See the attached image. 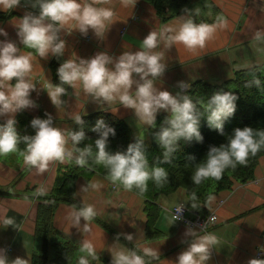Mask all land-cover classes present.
Returning a JSON list of instances; mask_svg holds the SVG:
<instances>
[{"label": "clouds", "instance_id": "9594fccd", "mask_svg": "<svg viewBox=\"0 0 264 264\" xmlns=\"http://www.w3.org/2000/svg\"><path fill=\"white\" fill-rule=\"evenodd\" d=\"M30 0H25L27 6ZM108 0H34L31 8L37 9L38 14L26 12L20 19L16 35L20 44L31 51L22 53L16 41L8 38V33L0 28V117L5 120L0 124V156H7L19 152L23 156V163L36 173L49 171L54 163H72L83 168L89 166V158L94 157L96 165L107 170V178L117 187L125 191H138L143 196L147 191L148 182L154 181L160 187L168 180V172L164 167L150 166L143 139L130 143L125 152L108 151L109 138L115 137V128L109 126L103 119H98L91 131L97 134L93 145L85 144L87 139L84 130L85 121L78 112L70 114V118L79 130H68L54 126L51 113L45 112L46 118H33L30 127L35 135H21L18 132L16 114L24 110L37 108L38 104L32 99V93L37 91L33 81V52L46 60L51 54L62 57L66 50V41L60 33L68 29L87 35L89 30L100 39L105 37L110 27L115 23L116 13L111 7L98 6ZM123 7L136 5V0H121ZM21 6V0H0V9L8 11ZM195 14H199L196 8ZM184 12H189L184 9ZM228 27V21L218 16L214 23H196L191 15L182 18L178 28L167 27L162 31L151 30L141 42L137 51H124L119 56L107 52H98L94 56L84 59L80 57L68 58L60 63L56 74L59 83L49 82L45 91L51 104L57 109L66 105L63 97L68 95L67 85L75 89L82 86L84 93L93 102L112 104L119 102L125 109H130L144 124H156L158 113H168L159 130L154 133L155 140L164 150L162 163H170L172 155L178 150L181 140L202 143L204 137L200 131L202 113L189 95L185 94L191 87L184 81L178 82L181 91L173 94L161 90L156 81L161 79L167 65L163 63L164 55L156 51L163 41L168 47L181 44L187 50L195 53L204 49L218 30ZM255 41L264 40V30L255 32ZM260 80L254 78L249 87H260ZM238 96L231 91L219 90L208 98L204 110L207 113V125L224 136V124L234 115ZM23 144V150L20 145ZM71 144V147H69ZM264 149V130L252 127L235 128L227 143L219 146L210 145L206 158L195 165L190 179L194 185L214 179L219 181L226 169H235L237 165L246 166L250 156L254 157ZM194 159V158H193ZM98 185L81 186L82 192ZM37 195L46 193L37 188ZM209 201L214 197L209 196ZM192 209H199L196 193L190 197ZM185 204L174 206L170 223L182 220ZM72 226H79L81 219L85 221L84 231H89V224L97 211L91 204L75 209L71 214ZM210 217L209 220H214ZM5 225L13 226L14 220L7 218ZM198 234L189 228L186 236L192 237L185 250L179 253L175 264H207L212 257L213 249L220 244L215 233L206 232L205 224L200 226ZM131 241L133 236L125 237ZM82 251L87 257L97 258L95 246L91 241H84ZM81 256L78 264H89L88 258ZM146 257L159 260L160 252L150 247L143 249V254L135 250L117 249L113 252L111 264H148ZM0 264H29L27 259L16 257L9 260L0 256ZM247 264H264V259L251 258Z\"/></svg>", "mask_w": 264, "mask_h": 264}, {"label": "crops", "instance_id": "0c3cea01", "mask_svg": "<svg viewBox=\"0 0 264 264\" xmlns=\"http://www.w3.org/2000/svg\"><path fill=\"white\" fill-rule=\"evenodd\" d=\"M190 1L196 0H186L179 12L166 8L165 15L172 17L163 22L155 9L143 0H136L135 7H123L121 0H108L98 5L111 7L116 13L115 23L105 37L97 38L91 30L86 36L71 28L68 29L69 34L62 31L61 38L66 41L64 58L77 56L87 59L98 52L119 56L124 51H137L151 30L159 32L167 27L178 28L181 19L188 16L184 9L191 10L188 7ZM199 1L211 3V7L214 6L218 11L208 19L222 16L227 19L228 27L218 30L206 47L195 53L181 44L168 47L162 41L156 49L163 53L162 62L167 65L164 76L156 81V86L161 90L176 94L181 91L178 87L180 81L190 85L196 81L220 84L232 79L235 71L251 67L264 68V40L258 42L253 39L256 31L264 30V0ZM31 2L34 0H30L26 6L25 0H21L20 7L8 11L0 9V14H15L10 19L0 21V28L8 33L9 39L16 41L24 54L31 50L20 44L16 31L26 12L35 14L36 9L31 8ZM190 15L193 17V13ZM3 39L5 37L0 36V40ZM51 57L50 54L43 60L33 52L32 75L37 91L32 93V99L38 107L24 110L23 113L31 119L40 115L43 119L46 118L45 112L51 113L54 126L72 130L75 123L70 114L78 112L86 116L104 111L124 121L132 131V138L146 137L149 126L142 123L132 110L123 108L118 101L112 104L93 102L79 85L75 89L70 88L66 105L57 110L45 91L47 84L52 83L49 69ZM160 114L168 115L163 111ZM4 120L5 117H0V124ZM24 127L26 135H35L30 122ZM72 164L75 165L74 162L54 163L50 165L49 171L38 175L35 169L25 166L19 152L0 156V256H6L9 260L20 257L32 264V257L37 252L34 239L35 212L41 196L37 195L36 189H42L45 195L50 193L58 168L64 170ZM88 184H96L98 187L82 192L81 186ZM212 197L214 199L205 208L206 215L215 213L217 221L208 232L215 233L220 244L213 249L207 264H247L251 258L264 259V157L259 160L252 180L244 184L236 183L230 190ZM74 199L78 206L61 203L53 217L55 229L74 246L73 264H78L81 256L87 257V253L81 249L84 241H91L96 249V259L87 257L89 264H111L115 250L124 248L143 254L145 247L160 252L159 260L152 264H175L179 253L187 248L192 239L185 235L188 227L178 222H169L170 211L174 206L185 204L182 191L158 198L156 205L159 216L155 226L160 236L154 240L145 238L147 217L144 213V199L120 187L113 189L106 177L93 174L88 181L83 177L77 178ZM88 204L95 207L97 216L90 222L89 231L85 232V221L81 219L79 226H72L70 214ZM7 218L14 220L13 226L4 224ZM127 234L133 236L131 241L125 238ZM257 252H261V257H256Z\"/></svg>", "mask_w": 264, "mask_h": 264}, {"label": "trees", "instance_id": "16d2710c", "mask_svg": "<svg viewBox=\"0 0 264 264\" xmlns=\"http://www.w3.org/2000/svg\"><path fill=\"white\" fill-rule=\"evenodd\" d=\"M143 1L149 3L164 22L172 17V15H165L166 8H171L173 12H179V8L186 0ZM212 8L218 12L214 6ZM38 11L37 8L35 14H38ZM14 16V13L0 14V21L10 19ZM194 21L196 23H213L216 19H194ZM64 60H66L64 56L58 58L52 56L49 61L53 84L59 83L56 71L60 63ZM254 78L260 80V87L254 85L251 87L248 86ZM64 87L67 88L69 95L70 87L67 85H64ZM219 90L231 91L238 96L236 111L224 124V136H221L216 130L208 127L206 119L207 113L204 110V105H206L208 98ZM186 94L197 104L198 109L202 113L200 131L204 137L203 142H186L181 140L178 145V150L171 157V162L162 163L164 150L156 142L154 133L159 130L162 122L168 116L166 114L157 116L156 124L148 127L146 130L147 139L143 140L150 166L164 167L168 172V180L163 186L158 187L154 181L150 180L147 191L143 196L139 195L135 189L131 191L142 197L145 201L144 213L147 217L145 227L146 240H154L160 236L155 226L159 216V208L156 202L160 196L172 195L182 191L186 200V206L191 208L190 197L195 192L199 209L193 210L202 217H205L207 212L205 208L209 202L208 197L222 191H228L236 183L244 184L252 180L259 160L264 157V149H262L256 156L249 157L246 166L237 165L235 169H226L222 179L219 181L209 179L197 186L190 179L195 165L206 158L209 146H219L227 143L228 137L232 135L235 128L248 126L253 129L264 130V68L251 67L235 71L232 79L215 85L203 81H196L191 84ZM68 95L63 97L65 101ZM41 117L42 115L39 116V118ZM82 118L85 121L84 130L87 139L79 147H83L85 144H92L94 154L96 151L94 141L98 137L96 133L91 131V128L95 126L98 119H103L109 126L115 128L116 131L115 137L109 138L108 151L113 153L117 151L125 152L128 145L134 143L136 140V138H132V131L124 121L107 112L98 111L83 116ZM16 120L18 121V132L21 135H26L24 126L32 119L27 114L20 112ZM72 130H79V126L74 124ZM146 137H137V139H145ZM23 148L24 145L21 144L20 149L23 150ZM93 174H99L107 178V170L103 166L96 165L94 163V157L89 158V166L83 168L76 164L64 170L58 168L52 190L47 195H41L39 197L40 202L36 206L34 239L37 243V252L32 257V264H73L74 246L70 241L65 240L59 231L55 229L53 217L59 204L69 203L77 205L74 201L75 182L77 178L83 177L88 181ZM145 259L148 261V264H152L155 261L148 257Z\"/></svg>", "mask_w": 264, "mask_h": 264}, {"label": "built area", "instance_id": "2783aa9c", "mask_svg": "<svg viewBox=\"0 0 264 264\" xmlns=\"http://www.w3.org/2000/svg\"><path fill=\"white\" fill-rule=\"evenodd\" d=\"M112 188H117L116 185L112 184ZM174 209V208H173ZM173 209L170 211L172 214ZM210 217H214V220H209ZM217 217L215 213H208L205 217H202L198 213H196L193 209L188 208L185 205V210L183 212V218L182 220L176 221L188 228L196 229L200 232V226L205 224V231L208 232V230L213 227L216 224ZM203 233V232H201ZM261 252H257L256 257H261Z\"/></svg>", "mask_w": 264, "mask_h": 264}, {"label": "rangeland", "instance_id": "374dc122", "mask_svg": "<svg viewBox=\"0 0 264 264\" xmlns=\"http://www.w3.org/2000/svg\"><path fill=\"white\" fill-rule=\"evenodd\" d=\"M188 7H189V9H191L188 12V15L193 13L194 19L196 18L199 20H201V19L206 20L210 17V15L217 14L216 10L211 7V3L207 4L204 1H199V0L190 1V2H188ZM196 8H198L200 10L198 15H196L195 11H194ZM211 85H215V84H211ZM146 139H143V140H146ZM72 165L74 166V164H72Z\"/></svg>", "mask_w": 264, "mask_h": 264}]
</instances>
